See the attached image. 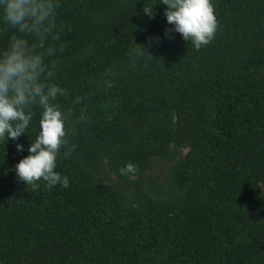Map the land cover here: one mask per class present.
<instances>
[{"label":"trees","instance_id":"1","mask_svg":"<svg viewBox=\"0 0 264 264\" xmlns=\"http://www.w3.org/2000/svg\"><path fill=\"white\" fill-rule=\"evenodd\" d=\"M211 3L196 49L160 0H58L69 186L16 175L36 109L0 139V264H264V0Z\"/></svg>","mask_w":264,"mask_h":264},{"label":"clouds","instance_id":"2","mask_svg":"<svg viewBox=\"0 0 264 264\" xmlns=\"http://www.w3.org/2000/svg\"><path fill=\"white\" fill-rule=\"evenodd\" d=\"M166 5V21L182 38L199 49L215 35L217 20L211 0H160ZM58 0H0V36L7 33V43L0 47V139H17L30 125L39 109V132L28 145V155L14 166L17 177L35 186L44 180L48 187L67 188L69 178L56 171L57 156L67 143L66 115L56 103L64 89L53 82V65L45 57L54 52L58 41L55 9ZM151 16L153 9L145 7ZM136 44V43H135ZM139 56L143 48H133ZM17 151L23 145H15ZM71 150L64 152L70 155ZM136 166L127 162L122 174L135 173Z\"/></svg>","mask_w":264,"mask_h":264},{"label":"rangeland","instance_id":"3","mask_svg":"<svg viewBox=\"0 0 264 264\" xmlns=\"http://www.w3.org/2000/svg\"><path fill=\"white\" fill-rule=\"evenodd\" d=\"M186 151H187V149H185V150H184V152H186ZM167 167H168V166H167ZM167 167L165 168V170L167 169ZM154 171H156V172H157V171H158V169H154Z\"/></svg>","mask_w":264,"mask_h":264}]
</instances>
